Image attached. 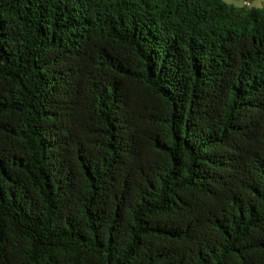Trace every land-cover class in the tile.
<instances>
[{
  "label": "trees",
  "instance_id": "trees-1",
  "mask_svg": "<svg viewBox=\"0 0 264 264\" xmlns=\"http://www.w3.org/2000/svg\"><path fill=\"white\" fill-rule=\"evenodd\" d=\"M0 264H264V9L0 0Z\"/></svg>",
  "mask_w": 264,
  "mask_h": 264
},
{
  "label": "clouds",
  "instance_id": "clouds-1",
  "mask_svg": "<svg viewBox=\"0 0 264 264\" xmlns=\"http://www.w3.org/2000/svg\"><path fill=\"white\" fill-rule=\"evenodd\" d=\"M225 4L235 5L237 8L241 6L242 0H223ZM255 9H264V0H250V3L247 5Z\"/></svg>",
  "mask_w": 264,
  "mask_h": 264
},
{
  "label": "built area",
  "instance_id": "built-area-1",
  "mask_svg": "<svg viewBox=\"0 0 264 264\" xmlns=\"http://www.w3.org/2000/svg\"><path fill=\"white\" fill-rule=\"evenodd\" d=\"M248 3H250V0H243V1H242V6H244V7H248V6H247Z\"/></svg>",
  "mask_w": 264,
  "mask_h": 264
},
{
  "label": "rangeland",
  "instance_id": "rangeland-1",
  "mask_svg": "<svg viewBox=\"0 0 264 264\" xmlns=\"http://www.w3.org/2000/svg\"><path fill=\"white\" fill-rule=\"evenodd\" d=\"M243 1V0H242ZM241 5H242V3H241Z\"/></svg>",
  "mask_w": 264,
  "mask_h": 264
}]
</instances>
